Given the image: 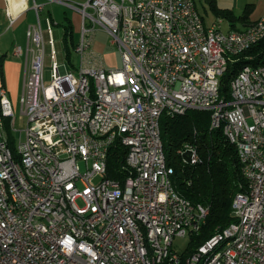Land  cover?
Here are the masks:
<instances>
[{
  "label": "built area",
  "instance_id": "2783aa9c",
  "mask_svg": "<svg viewBox=\"0 0 264 264\" xmlns=\"http://www.w3.org/2000/svg\"><path fill=\"white\" fill-rule=\"evenodd\" d=\"M134 1L135 8H126V0L71 5L81 26L73 49L78 64L70 68L51 36L53 20L46 18L42 30L34 3L37 21L27 26L25 46L13 49L23 58V129L0 87V117H6L0 125L10 128L9 136L0 135V167L10 179L9 194L0 185V264H142L135 230L129 226V235H122L113 226V219L128 224L129 212L147 219L163 264H178L174 237L186 236L184 227L200 230L209 207L190 202L188 210H177L171 203L153 116L158 107H166V115L210 111L214 100L221 107L210 112V128L222 127L239 147L249 186L236 191L231 203L230 224L235 229L242 222L241 238L205 264H264V64L243 65L229 80V99L219 91L221 75L239 56L236 48L264 40V14L255 20L261 32L239 35L222 31L219 23L205 26L194 0ZM128 13H135V21H128ZM98 29L117 44L119 67H105L92 48ZM4 138L12 139L14 153L6 152ZM115 142L125 149L120 178L107 170ZM187 151L196 163L195 146L186 143L180 153ZM16 155L25 157L32 184L22 183ZM128 185H135L134 199H127ZM65 205H73V212H65ZM33 209H42L43 217H34ZM129 242H136L134 252H126Z\"/></svg>",
  "mask_w": 264,
  "mask_h": 264
},
{
  "label": "trees",
  "instance_id": "16d2710c",
  "mask_svg": "<svg viewBox=\"0 0 264 264\" xmlns=\"http://www.w3.org/2000/svg\"><path fill=\"white\" fill-rule=\"evenodd\" d=\"M194 1L202 18L196 0ZM208 1L211 7L214 6V0ZM224 15L231 20L236 18L231 11H225ZM67 21V24L63 25L60 47L64 59L72 66L75 57L73 49L77 42H74L73 29L68 19ZM245 64H264V40L229 62L220 77L221 96L226 99L230 98L229 80ZM210 112L211 110L188 109L181 115L162 114L159 122L164 152L165 149L167 151V156L165 153L166 162L172 168L170 179L174 190L192 203H201L209 207L204 223L200 230H197L198 233L192 235L182 256L190 254L215 231L227 227L234 221L231 207L234 194L246 187L237 149L225 137L222 127L209 128ZM5 118L3 117V122ZM186 143L195 146L196 163L189 164L183 160L180 150ZM9 145L14 147L10 138ZM124 154V147L115 142L108 153V176L121 177L117 170L124 159Z\"/></svg>",
  "mask_w": 264,
  "mask_h": 264
},
{
  "label": "crops",
  "instance_id": "0c3cea01",
  "mask_svg": "<svg viewBox=\"0 0 264 264\" xmlns=\"http://www.w3.org/2000/svg\"><path fill=\"white\" fill-rule=\"evenodd\" d=\"M86 1L15 0L13 2L11 0H0V87L6 89L11 101L16 98L19 90H21L23 80V58L14 55L13 49L16 45L25 46L27 26L37 21L33 8L34 3L40 5L38 17L42 30H46V18L50 17L53 21H57L62 16L66 19L65 23H67V19L69 20L72 29L77 28L80 30V12L71 5L80 7ZM196 3L197 6L198 3L202 4L203 12L199 11L204 25L209 27L218 21L220 29L225 32L233 29H243L264 14V0H214V6L212 7L208 0H196ZM65 8L73 10V20L67 16ZM225 11L233 12L236 18L229 19L224 15ZM63 31L62 26V35ZM60 45L58 46L60 47ZM92 48L99 53L102 59L103 46L95 45L93 42ZM102 62L105 67H113L107 61L102 60Z\"/></svg>",
  "mask_w": 264,
  "mask_h": 264
},
{
  "label": "bare ground",
  "instance_id": "6f19581e",
  "mask_svg": "<svg viewBox=\"0 0 264 264\" xmlns=\"http://www.w3.org/2000/svg\"><path fill=\"white\" fill-rule=\"evenodd\" d=\"M15 2V0H11ZM126 8H135L134 0H126ZM128 21H135V13H128ZM215 23H218L215 22ZM261 32V25H255V22H251L249 25L245 26L240 30H229L227 33H235L239 35H248L251 32ZM249 48H236V55L244 52ZM249 65V64H248ZM221 107V100H214L211 102L210 110L211 112H219ZM162 114H166V107H158L153 116V131L158 140V146L160 150V167L162 175H166L167 183L171 184V203L176 206L177 210H188V203L191 201L180 196L173 188L170 175L172 173V168L167 165L166 156L161 141L160 135V117ZM222 115H229V108H222ZM0 124H4L3 117H0ZM212 129V128H211ZM0 135L9 136L8 131L5 129L4 125H0ZM237 154L239 160H241V152L238 146ZM4 149L7 153H14V147L9 145V138H4ZM185 161V160H184ZM190 163H194V159H190ZM16 164L18 166V174H20V179L23 184H32V173L29 172L28 163L23 155H16ZM243 177L246 179V187L249 186V178L243 170V163L241 162ZM0 185L2 186V194H9L10 191V179L8 177H3V170L0 167ZM136 196L135 185H128L127 187V199H134ZM65 212H73V205H65ZM34 217H43L42 209H33ZM128 224H123L122 219H113V226L117 232L122 233V235H129V226H131L136 233L139 246L141 247V262L142 264H163V258H161L155 248V244H152L151 238L148 234L147 219H142L136 212H129L127 214ZM220 229V228H219ZM197 231V230H196ZM192 227H184V234L195 233ZM198 233V232H197ZM196 233V234H197ZM221 235V236H219ZM242 235V222H235V229H232V224L227 227L215 231L210 237L202 241L200 245L196 247L190 254L182 256L178 261V264H205V261L209 258L219 256V254H224L227 247L233 242L238 241ZM219 236V237H217ZM217 237L215 240H212ZM212 240V241H211ZM211 241V243H210ZM209 246L205 248L208 244ZM205 248V249H204ZM136 250V242H129L126 244V252H134ZM166 264H176L175 262H166Z\"/></svg>",
  "mask_w": 264,
  "mask_h": 264
},
{
  "label": "rangeland",
  "instance_id": "374dc122",
  "mask_svg": "<svg viewBox=\"0 0 264 264\" xmlns=\"http://www.w3.org/2000/svg\"><path fill=\"white\" fill-rule=\"evenodd\" d=\"M198 7H199L198 9L201 12H203V8H202L201 3H198ZM65 11L67 12V16L73 20V17H74L73 13H72L73 10H71L70 8H65ZM65 20L66 19L63 18V16H62L60 19H57V21H53L54 24L52 26V31H53L52 37L55 40V43L57 44V46L60 45L61 40H62L61 39L62 26L65 24ZM66 22H68V21H66ZM253 22H255V21H253ZM55 23H57V24H55ZM86 24H88V22ZM233 30H239V29H233ZM73 39H74V42H78L80 39V30H78L77 28L73 29ZM112 39H113V37L108 32H106L103 29H98L95 33V36H94V44L103 46V51H102L103 55H101V56H103L102 60L107 61L109 63V65H111L113 67H119L121 65L120 53H119L117 44L112 43ZM60 53L63 55L62 50L60 51ZM239 54H241V53H239ZM64 63L66 64L67 68L71 67L68 65V63L65 60H64ZM73 63L78 64V60L76 59V57H74ZM50 73H51L50 63L46 62L44 65V81H45V83H48L50 81V79H51ZM22 79H23V77H22ZM20 97H21V90H19L16 98L12 99V105H13L14 114L16 117V127L19 129H23L25 127L24 125H25L26 118L24 117V115H22L20 113ZM4 124H6V118H5ZM4 127L8 131V135H9L10 134V128L8 127V124L4 125ZM21 137L22 138L24 137V133H22ZM10 142H11V138H10ZM165 153L167 156L166 149H165ZM241 171H242V166H241ZM242 175H243V173H242ZM244 180L246 183L245 177H244ZM245 186H246V184H245ZM77 203L80 204V201H77ZM195 233L194 232L192 234L187 233V235L183 236V237H180V236L174 237L173 242H172V249L174 251H176L177 253L182 254L186 250V248L188 247V245L191 241L192 235H194Z\"/></svg>",
  "mask_w": 264,
  "mask_h": 264
},
{
  "label": "water",
  "instance_id": "95a60500",
  "mask_svg": "<svg viewBox=\"0 0 264 264\" xmlns=\"http://www.w3.org/2000/svg\"><path fill=\"white\" fill-rule=\"evenodd\" d=\"M190 151H187L186 153L183 154V159L185 160L186 163H190Z\"/></svg>",
  "mask_w": 264,
  "mask_h": 264
}]
</instances>
